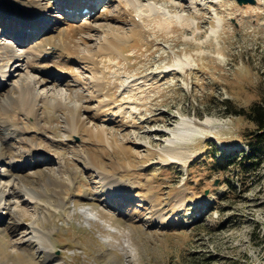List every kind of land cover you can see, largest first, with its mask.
I'll use <instances>...</instances> for the list:
<instances>
[{
  "label": "rangeland",
  "instance_id": "rangeland-1",
  "mask_svg": "<svg viewBox=\"0 0 264 264\" xmlns=\"http://www.w3.org/2000/svg\"><path fill=\"white\" fill-rule=\"evenodd\" d=\"M42 1L59 6L58 0ZM139 2L167 8L181 21L140 6L134 26L133 14L118 0H99L91 17H66L53 5V13L37 23L45 29L88 25L80 33L85 41L76 46L91 56L107 33L120 40L94 55V63L69 61L81 79L76 91L82 106L90 107L80 109L87 115L81 127L69 128L64 108L45 102L38 106L41 123L20 117L21 137L63 162L13 169L16 189L24 185L35 200L14 191L4 201L0 264H264V141L238 164L248 149L243 137L257 130L222 105L228 100L232 111L264 105V0ZM5 56L0 49V62ZM182 60L191 67H171ZM18 64L9 60L8 93L16 92L21 78L38 76ZM58 79L53 88L37 85L39 94L64 97L67 89ZM206 118L217 122L201 124ZM181 125L206 131L185 144L174 136ZM19 144L3 142L0 172H7ZM170 150L186 161L170 160ZM229 153L236 156L233 165L214 164ZM90 158L102 181L97 168L86 167ZM121 184L128 186L124 198ZM34 236L38 240L29 239Z\"/></svg>",
  "mask_w": 264,
  "mask_h": 264
},
{
  "label": "bare ground",
  "instance_id": "bare-ground-1",
  "mask_svg": "<svg viewBox=\"0 0 264 264\" xmlns=\"http://www.w3.org/2000/svg\"><path fill=\"white\" fill-rule=\"evenodd\" d=\"M58 2L60 7L58 4L53 5L57 6L60 10H64L65 8L67 13L66 17H78L81 14L80 10L84 7H86L89 12L93 11L92 13L94 14L99 7L98 0H58ZM118 3L121 8H127V13L130 15L133 14V12H137L136 10H138L140 6H143V8H147L146 10H149L150 13L160 14L166 19L174 18L176 21L179 20L178 22L181 21L179 16L173 14V16L169 15L167 8H160V6L157 8L152 5L145 6V4H141L139 0H118ZM53 5L50 4L49 1L42 0H0V49H3L6 55L0 62V134L2 135L0 137V163H2V159L4 158L1 146L3 142L21 143L19 144L20 150L17 151V155L10 156L8 163H6L7 167H4L7 168V172H0V209L4 206L3 204H6L4 201H6L7 197L11 196L14 191L22 192L23 198L28 202H33L35 200L34 194L31 195V192H28L24 185L16 189L14 186L16 176L13 169L28 168L30 165L32 167L38 162L48 163L49 161L55 164H61L63 162L60 159L51 161L52 159L47 157V155L50 154H48L46 150L38 148L31 140V142L27 143V141L21 137L25 128L19 125L20 117H30L36 123H41V113L38 106L39 103L45 102L51 104L53 107L64 108L65 122L69 128L81 127L87 115L82 114L80 109L88 110L90 107L89 104H86L84 107L82 106V102L76 91V87H79L81 84V79L78 75L73 73V64L69 61L71 60L75 63H85L89 61L94 63L96 62L93 57L94 55L99 56L104 54L102 53L104 51H111L120 40L116 34L110 32V34L107 33L105 35L102 43L98 45L97 50L92 56L85 54L81 50L79 51L76 45L79 41H85L80 33L82 29H88V25L82 23L84 25L83 27V25H76L75 22H67L65 24L64 21L61 20L60 22L64 23L62 26L49 29H45L41 26L38 28L37 23L39 21H45L53 13L52 10L56 8ZM76 12L80 14L77 15ZM92 13L90 17L93 15ZM135 15L133 14L130 16V21L134 26L138 25ZM100 16L106 17L107 14L103 13ZM14 48L17 49V52L14 51ZM54 57L57 58L56 61L50 62ZM10 59H15L16 63H19V66L24 65L26 69L25 73H36L38 76L36 75L37 78L35 79L28 77L27 79L26 77L21 78L18 81L16 92L8 93L6 87H8L7 80L11 76L10 65L12 61L9 65ZM171 67L177 70H183L185 68H190L191 65L188 61L182 60V62H176L174 66ZM59 77L62 78L66 86L65 88L67 89L64 97H58L57 95L49 97L44 94H39L36 89L37 85L43 89H47L48 87L53 88V86L58 85ZM93 86L95 90L101 89V84L99 83H93ZM215 122H217V120L209 118L200 121L203 125H209ZM205 131L206 130L197 125H181L175 131L174 136L178 139V142L186 144V142L191 141L193 138L200 137L201 133ZM95 132L97 136H101L103 133L99 130H95ZM13 136L17 138L15 141L11 139ZM22 143L24 145H22ZM170 151L167 153L170 160L176 161L177 163L186 161L187 156L184 157L180 151ZM30 157L34 158V164H32L31 161L30 164ZM56 158L58 157L56 156ZM94 160L95 159L92 160L90 158V162L87 163L86 167L92 169L93 167L97 168L95 173L102 181L104 175H102V170L98 167L99 165L97 166ZM1 167L3 168V165ZM112 168L115 169L114 166H112ZM112 181L113 183H117L115 179ZM13 186L15 188H12ZM117 188L121 189L123 198L125 193L128 194V186L126 187L125 184H121ZM11 189H13V191ZM129 197H131V195H129ZM110 201V196L106 195L103 198V202L105 203H109ZM85 210L92 219H96L94 211H91L89 208ZM32 228L35 229V227ZM36 238L37 236H34L29 239L35 240ZM36 240H38V238ZM39 241H43L44 243L48 242L46 238H40Z\"/></svg>",
  "mask_w": 264,
  "mask_h": 264
},
{
  "label": "trees",
  "instance_id": "trees-1",
  "mask_svg": "<svg viewBox=\"0 0 264 264\" xmlns=\"http://www.w3.org/2000/svg\"><path fill=\"white\" fill-rule=\"evenodd\" d=\"M262 85L264 89V75L262 77ZM229 101L225 100L222 102V105L224 106L227 113H234L237 115H241L244 118H246L248 121L253 123L255 126V129L257 130L254 135L250 136L249 138L243 137V141L248 146V149L246 152H243L241 154L242 161H239L238 164L247 163L249 156H251L254 153L259 152L260 144L264 141V105L261 103L254 102L247 106L246 108H240L238 110L232 111L229 109ZM218 154H222L219 153ZM236 156L233 154H223L221 155V159H214V164L218 165L219 167L222 166L221 164L224 163L226 165H233L235 163Z\"/></svg>",
  "mask_w": 264,
  "mask_h": 264
},
{
  "label": "water",
  "instance_id": "water-1",
  "mask_svg": "<svg viewBox=\"0 0 264 264\" xmlns=\"http://www.w3.org/2000/svg\"><path fill=\"white\" fill-rule=\"evenodd\" d=\"M254 1L255 0H236V2L238 3V4H247V3H249V4H253L254 3Z\"/></svg>",
  "mask_w": 264,
  "mask_h": 264
}]
</instances>
